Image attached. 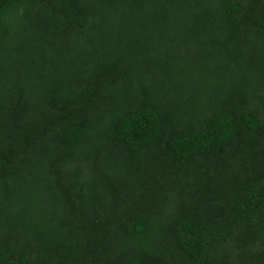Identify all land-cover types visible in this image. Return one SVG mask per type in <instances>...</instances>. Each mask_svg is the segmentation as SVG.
<instances>
[{
  "label": "trees",
  "instance_id": "1",
  "mask_svg": "<svg viewBox=\"0 0 264 264\" xmlns=\"http://www.w3.org/2000/svg\"><path fill=\"white\" fill-rule=\"evenodd\" d=\"M0 264H264V0H0Z\"/></svg>",
  "mask_w": 264,
  "mask_h": 264
}]
</instances>
